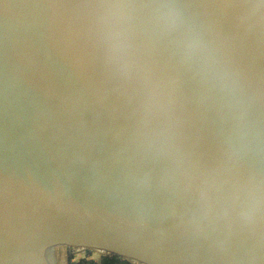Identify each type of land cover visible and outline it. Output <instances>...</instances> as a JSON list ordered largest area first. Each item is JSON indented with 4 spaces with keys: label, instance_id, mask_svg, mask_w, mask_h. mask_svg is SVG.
<instances>
[{
    "label": "water",
    "instance_id": "1",
    "mask_svg": "<svg viewBox=\"0 0 264 264\" xmlns=\"http://www.w3.org/2000/svg\"><path fill=\"white\" fill-rule=\"evenodd\" d=\"M264 264V0H0V264Z\"/></svg>",
    "mask_w": 264,
    "mask_h": 264
},
{
    "label": "rangeland",
    "instance_id": "2",
    "mask_svg": "<svg viewBox=\"0 0 264 264\" xmlns=\"http://www.w3.org/2000/svg\"><path fill=\"white\" fill-rule=\"evenodd\" d=\"M60 264H70L68 257L64 256V258H61Z\"/></svg>",
    "mask_w": 264,
    "mask_h": 264
}]
</instances>
